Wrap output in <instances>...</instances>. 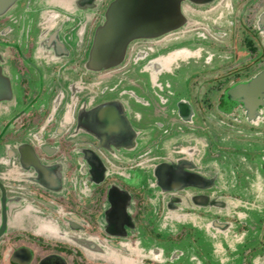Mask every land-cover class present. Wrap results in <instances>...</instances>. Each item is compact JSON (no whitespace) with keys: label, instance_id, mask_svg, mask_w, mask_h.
Returning <instances> with one entry per match:
<instances>
[{"label":"flooded vegetation","instance_id":"obj_1","mask_svg":"<svg viewBox=\"0 0 264 264\" xmlns=\"http://www.w3.org/2000/svg\"><path fill=\"white\" fill-rule=\"evenodd\" d=\"M111 1L97 0V9L90 12L81 40L78 37L73 39V33H77L79 21H83L84 16L62 8L63 0H16L11 8L0 16L2 67L12 79L15 102L5 120L0 119V264H159L158 227L152 224L157 215L153 209V193H146L142 186L128 189L120 183V178L131 177L130 173L126 174L127 170L133 172L142 163V153L128 160L119 155L120 150L139 152L143 148L138 145L141 129L123 138L130 147L133 148L134 145V150L105 149L99 147L92 137L78 128V109L82 104L79 98H71V102H68L70 107L65 102L68 107L65 109V118L59 113L64 106L65 97L58 88L67 81L71 91L76 89L80 92L78 88H82L81 84L69 79L71 71L82 77V84H85L89 91L90 95L87 97L90 99L86 102L88 108L110 100L108 98L111 96H98L109 89L101 88L102 91L95 92L94 81L99 73H85L80 70L89 51L94 30ZM218 2L219 0H215L211 4ZM185 5L190 9L202 7L183 2V12L187 17L189 11L184 9ZM47 15L54 18L52 25L46 23ZM65 17H70L73 21L65 25L66 28H63L58 36L64 42L68 55L57 57L51 47H48L52 43H44L43 48L39 45L50 37L57 27H61V20ZM172 33L175 32L169 34ZM69 37L72 38L69 40ZM142 43L149 42L133 44L136 46ZM131 46L130 44L128 52ZM143 50L145 48L136 49V53ZM144 55L139 53V56ZM175 69L168 80L171 89L170 81H178L180 74V68L177 71ZM190 81L192 78L188 83ZM138 82L142 84L143 81L138 79ZM161 83L165 85L164 82ZM185 88L187 94L184 97H180L181 88H178L180 90L177 93L180 96L172 98V109L169 106L166 112L167 121H173L170 116H174L172 111L179 98L192 105L193 121L198 118L195 101L188 92L189 88L190 92L193 91L192 85H185ZM227 88L221 91L217 100V108L221 114H225L222 111L225 106L222 94ZM127 108L131 117L137 114L142 118V110L131 108L130 105ZM69 126L71 130L66 131L70 129H67ZM184 132L192 131L188 129ZM23 144L32 148L42 166L50 168L51 179L52 175L60 179V187H45L39 181L35 170L20 162L17 147ZM82 150L92 151L100 160L103 170L96 165L92 168L88 161L83 159L84 155L80 152ZM153 150L150 147L147 155L151 153L150 160L155 164L162 162L164 158L175 160L191 158L192 154H196L195 150L184 149L182 152L178 150L175 157H161ZM112 187L124 191L129 198L120 193L109 194ZM195 192L205 193L201 190ZM112 205L115 208L110 212ZM123 206L128 219L120 212ZM4 211L6 223L3 229ZM193 221L200 223L198 218ZM170 225L174 232L173 225ZM192 232L190 229L180 228L176 234H183L182 240H189ZM170 259L172 258L166 260Z\"/></svg>","mask_w":264,"mask_h":264},{"label":"rangeland","instance_id":"obj_2","mask_svg":"<svg viewBox=\"0 0 264 264\" xmlns=\"http://www.w3.org/2000/svg\"><path fill=\"white\" fill-rule=\"evenodd\" d=\"M247 2L250 3L246 5ZM184 9L189 11V18L192 21L193 19L195 20L190 27L158 39H153L148 44L142 43L134 46L132 43L124 64L115 69L101 72L96 77V81L102 80L98 83L97 87L95 86L96 93L102 91L105 86L109 89L104 94L99 93V98L111 96L108 99H119L125 108L127 119L135 131L138 132L140 128L144 129L141 131L147 134L152 131L151 138L145 142L148 146H145L143 143L145 136L138 139V145L140 144L143 147L139 152H137L138 150L119 151V155L125 160L134 156L136 157L138 153L143 154L142 163L139 164L140 167L133 172L126 171V174L129 175L130 173L131 177L129 179L120 178L121 185L128 189L140 188L142 186V190L146 188V193L151 192L152 194L154 192L152 191L155 190L153 187H148L151 181L147 179L151 177L149 166L152 161L149 159L152 155L151 153L147 155L150 147L152 150L154 149L153 151L156 155L163 157L168 155L167 152L172 147V140H169L171 137H176L178 141L181 140L179 141L181 142L180 144H184L182 147L186 146L187 143L183 141L185 138L182 132L188 131V129L182 127L180 130L178 129V125L171 126L172 123L165 119L169 106L172 109L170 102L173 100L167 91L174 89L177 93L180 90L178 88H181L179 94L182 96L177 93L176 97H184L187 94L185 85L187 87L190 84L192 85L193 91L190 92L189 88L188 92L195 101L194 107L197 109L198 116L193 124L187 125L191 131H196L195 128L197 129V127L201 128V131H207V138L210 141L208 144L209 148L213 145L223 148L224 146L221 145L226 143L246 144L250 140V145L256 147V152L264 153V109H262V118L254 122H248L239 108L234 109L229 115L221 114L217 108V100L219 99V95L221 96V91L235 82L248 80L250 77L264 70V35L259 31L256 24L258 16L264 10V0H219L218 3L211 4L210 6L193 9L185 5ZM76 37L77 33H73V39L76 40ZM247 41H250V46H253L254 50L249 48ZM143 48H145V51L151 50L145 59L146 62L154 58L159 60L161 55L166 54L179 56L180 59L177 64L184 65V68L179 70L178 81L176 79L170 81L172 89L165 88L163 84V90H160L158 85L156 88L150 87L149 82H153L152 79H154L153 77L156 74H151L148 69L146 70L148 74L142 73V71L139 72V67L145 61H140L134 65L133 58L135 57L136 49ZM195 49L199 52L194 56ZM80 71L86 73L84 66ZM69 76L72 82L81 84L82 88L80 89L82 90L81 93L78 91L71 92L69 81L61 88H58V90L62 91L63 97H65L63 99L64 106L59 111L63 118H65V111L68 109L66 103L71 102V98L77 97L82 102L90 99L87 97L90 95L89 91H87L85 84H82V77L76 74L75 71H71ZM190 78H192V81L188 83ZM138 79L143 81L142 84L138 82ZM167 79L165 76L160 78L161 82ZM183 85L184 88H182ZM136 98L143 101L142 106L138 105L140 103H136ZM167 98L170 99V102L161 104ZM7 105L10 106V103L6 102L3 106ZM129 105L131 108L134 107L142 110L143 115L139 121L135 116L131 117L128 114L127 107ZM0 115V119H4L8 113H1ZM170 117L174 121L177 120L174 116ZM11 127L8 128V131L11 130ZM69 128L70 126L67 129ZM70 130L71 128L66 131ZM180 133L182 135H178ZM161 136L163 137L160 139ZM154 141L157 142L154 143ZM227 148L231 149V146ZM229 149L223 148L224 151L227 150L228 152L230 151ZM224 153L222 152V155ZM212 154H215V152ZM223 156L220 160L225 163L227 155ZM202 163H205L204 158L202 159ZM216 165L212 164L210 167L217 171L219 168ZM226 187L231 192L237 191L234 181H231ZM246 189L249 188L246 186ZM240 195L242 196L243 193H240ZM226 198L224 200L228 203L227 209L219 216L213 213L219 209H212V212L206 211L200 213L194 210H185V213L189 216H187L184 223L172 224L173 222H171L175 229L174 232L177 233L180 228H187L189 230L188 226L191 227L193 225L194 227L190 229V231H194L189 238L190 242L184 243L187 244L189 253L192 251L196 256L198 254L204 257L206 264H258V259H264V221L261 222L262 224L252 227V224H250V221L244 215L246 212L235 208L236 203L239 207L243 204L242 207L250 208V202L243 203L236 200V202H233L231 199ZM163 212L162 209L158 211L152 222L153 225H157L158 227L161 223L170 224V221L166 220ZM199 215H201L202 219L200 223L202 222L203 224L205 222V225L193 221ZM216 218L229 224V227L221 233L222 238L220 240H218L216 235L220 234V232H215L216 230L208 226V222ZM199 226L201 229L198 228ZM160 229L162 230L161 226ZM163 232L167 231L163 230ZM94 233H96L95 230ZM168 238L170 237L168 236ZM216 245H219V249H217ZM157 253L160 255L159 250Z\"/></svg>","mask_w":264,"mask_h":264},{"label":"water","instance_id":"obj_3","mask_svg":"<svg viewBox=\"0 0 264 264\" xmlns=\"http://www.w3.org/2000/svg\"><path fill=\"white\" fill-rule=\"evenodd\" d=\"M214 1L112 0L105 9L102 20L94 30L91 45L83 63L86 72L101 73L115 69L124 64L130 44L140 41L150 42L153 39L161 38L171 32H176L187 28L188 25H192V19L187 17L183 12V2L204 7ZM15 2L16 0H0V16L5 14ZM62 8H65L66 11H76L84 16V20L79 21L77 31V37L81 40L90 12L97 9V0H63ZM47 20L46 23L52 25L54 18L47 15ZM71 21L73 19H70V17L62 19L60 23L62 28L57 27L50 37H45L46 39L39 45L40 48H43L44 43H47V45L52 43L48 47H51L54 54L57 57H66L68 50L64 42L59 39L58 34ZM256 24L259 31L264 35V10L258 16ZM71 38L69 37L68 39L70 40ZM194 51L195 54L193 55L195 56L199 51L197 49ZM148 52L145 50L139 51V53H144V56H139V53H136L133 58L134 65L140 61H145L140 67V71L148 74L146 71L148 69L151 74H156L153 77L154 79L151 78L153 82H149L150 87L156 88L158 85L160 90H163L160 78L165 76L168 79L163 80L164 87L169 88L168 80L173 75V69L176 68L175 70L177 71L184 66L177 64L180 59L179 56L166 54L161 55L159 60L154 58L146 62L145 59L149 55ZM2 63L3 57L0 53V114H7L10 108L15 106L14 90L12 79L4 72ZM78 90L81 92L82 89L78 88ZM76 91L74 89L71 92ZM167 92L172 98L177 96L175 91L172 92L170 90ZM222 95L225 105L222 111L226 115L231 114L234 109L239 108L242 110L244 118L248 122H254L262 118V109H264V70L258 72L248 80L233 83ZM136 101V103L143 104V101L139 98H136ZM6 102H9L10 106H3ZM86 102H82L78 109V128L92 137L99 144V147L105 149L125 148L127 150H134V145L133 148L130 147L124 139L129 133L134 134L135 129L128 121L125 108L119 99L105 100L89 108ZM169 102L170 99L167 98L161 104ZM174 107L175 109L172 111V115L177 120L170 121L172 123L171 126L178 125V129L180 130L182 127L189 129L187 124L194 123V110L192 105L187 100L179 98ZM184 149L188 150L192 148L179 147L178 150L182 152ZM17 150L20 162L25 167H32L39 181L45 187L50 189L60 187V179H57L54 175H52L53 179L50 178V168L44 167L39 163L38 158L29 145H19ZM256 151L254 150V153L257 155L256 158L264 161V153H258ZM80 152L84 155L83 159L87 160L92 168L96 165L103 170L100 160L92 151L82 150ZM194 159L188 157L176 158L175 160L164 158L162 162L155 164L152 171L154 177V185L152 187H157L162 195V202L166 209V220L174 219L177 224L184 223L187 216H189L185 213V210L201 209L212 211V209H227V202L222 199V196L218 195V192L214 193L219 188L218 182L221 176L216 170L210 167L211 165L202 163L203 158H200L198 161ZM149 160L147 161L149 162ZM197 190L204 191L205 193H196L195 191ZM110 193L111 195L114 193L124 194L125 198H129L127 193L116 187H112L109 191ZM240 206H243V204ZM114 208V205H112L110 212ZM120 212L124 217H128L124 206L120 208ZM198 220L202 221L201 218H198ZM5 223L6 214L4 211L2 212L3 229L5 228ZM120 226L122 227L123 225ZM208 226L214 230L223 232L229 227V224L214 219L208 222Z\"/></svg>","mask_w":264,"mask_h":264},{"label":"crops","instance_id":"obj_4","mask_svg":"<svg viewBox=\"0 0 264 264\" xmlns=\"http://www.w3.org/2000/svg\"><path fill=\"white\" fill-rule=\"evenodd\" d=\"M96 77L94 81L95 82L94 87L95 86L97 87L98 83L102 81V80L96 81ZM104 88H107V87L105 86ZM135 117L138 121L141 119L137 114L135 115ZM147 127H151V126H147ZM141 130H144V129H141ZM195 130L196 131L194 132L192 131L191 133L182 132L183 137L185 138L183 141L187 143L186 146H184V148H192V150L194 149L196 151L195 152L196 154L195 155L192 154L191 156L192 159L195 158L194 160L198 161L200 158H204L206 165H212V164L216 165L217 164L216 166L219 169H217L216 172L219 173L221 178L219 179V182H218L219 188H217L218 190L216 189L214 193L218 192V195L223 196L222 199L227 197L226 199H231L233 202L235 200L241 201L243 203L250 202V206H251L250 208H247L245 206L239 207L237 206V203H236L235 208L240 209L243 212H246V214L244 213L243 214L248 218V220L250 221V224H252V227L256 226L257 224H262L261 222L264 221V161H260L256 158L257 155L256 153H254V150H256V147L251 146L250 140H249L247 141L248 143L246 144H243V143L242 144H239V143L238 144L236 143L235 144L233 143L222 144L221 146H224L223 148L227 150L229 149L227 147L231 146V149H229L230 150L229 152L227 150L224 151L222 147L216 146V145L210 146L209 148L208 144L210 143V141L207 138L208 137V135L206 134L207 131H201V128L199 127H197V129L195 128ZM142 133L143 134L141 137L145 136L144 137L145 140L143 143L146 145L147 143L145 142L151 138L152 132H149V134L145 132H142ZM182 133L178 135H182ZM169 140H172L171 146L173 148L170 146L171 148H169L170 151L167 152L168 154L167 156L171 155L175 157L176 152L178 151L179 147H182L184 144L181 145L180 144L181 142H179L181 140L178 141L176 137H172ZM162 144L164 143L162 142ZM237 149H242V150H237ZM213 152H215V154H212ZM222 152L223 153L225 152L223 155H227L226 156L227 159L225 163H223L222 160H220V158L224 157L222 155ZM217 153H220L221 156H219ZM212 155H214V157H212ZM231 181L232 182L234 181V185H236L237 187L236 192H231L227 190L226 186ZM246 186L249 189H246ZM239 192L243 193V195L241 196ZM227 206H228V203H227ZM193 210L198 211L199 213L206 212V210H201V209H193ZM224 211L225 209H221L213 213L219 216V215H222ZM200 216L201 215H199L198 218H201ZM216 219L220 221L219 218H216ZM174 223L175 221L172 224ZM200 224L205 225V222L203 224L201 222ZM193 227H194L193 225H191V227L188 226V229H191ZM198 228L201 229L200 226ZM205 230H208V229H205ZM215 232H217V230ZM218 232H220V234L218 233L216 235H217L218 240H220V238H222V235H221L222 231H218ZM216 246H217V249H219V245H216Z\"/></svg>","mask_w":264,"mask_h":264},{"label":"trees","instance_id":"obj_5","mask_svg":"<svg viewBox=\"0 0 264 264\" xmlns=\"http://www.w3.org/2000/svg\"><path fill=\"white\" fill-rule=\"evenodd\" d=\"M247 44L249 48L254 50L253 46H250V41H247ZM237 150H242V149H237ZM154 166H155V163H153L152 161V163H150V166H149L151 177H149L150 179H148V181H151L148 184V187L150 188H152V185H154V177L152 174ZM153 188L156 190V191L152 190L154 192H152L153 196H151L152 198H154V201H155V205L153 207L154 212L158 213V211L162 209V211H164V214H165L166 209L164 208V205L162 202L163 201L162 195L160 194V191L157 187H153ZM169 221L170 223L174 222V219H170ZM169 225L166 223H161L158 226V232H160L158 233V241H157V244H158L157 247H158V250L160 251L159 264H206V259L204 257L198 254L196 256V254H194L192 251H190V253L188 252V249L186 246L187 244L184 242L188 243L190 241L188 239L186 240V238L185 240H182L184 239L183 234L177 235L176 233L173 232V230L170 228ZM160 226L162 227V230L160 229ZM163 230H166L167 232H163ZM168 236L170 238H168ZM171 240H173V242H170ZM168 258H172V259L166 260ZM257 261H258V264H264V259L263 260L258 259ZM168 262H171V263H168Z\"/></svg>","mask_w":264,"mask_h":264}]
</instances>
